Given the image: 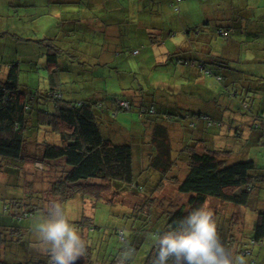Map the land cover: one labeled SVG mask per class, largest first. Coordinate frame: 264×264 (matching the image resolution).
<instances>
[{"label": "trees", "instance_id": "trees-1", "mask_svg": "<svg viewBox=\"0 0 264 264\" xmlns=\"http://www.w3.org/2000/svg\"><path fill=\"white\" fill-rule=\"evenodd\" d=\"M169 1L172 10L177 13L178 5L186 0ZM216 34L218 37L228 39L227 29L218 28ZM15 40L33 42L45 49V52L39 55V59L43 58L45 61V69L41 68V65L35 67L47 72L43 79L47 81L48 86L31 89L28 85H22L19 62L7 63L5 59L7 60L8 55L3 56L0 62V167L2 169L14 172L21 170L27 163L25 156L27 150L28 158L33 159L28 161H31L36 169L40 168V171H50L51 164L62 163L59 179L52 184L51 195L61 205L71 199H79L82 205L85 201L94 199L103 201L101 196L110 192L118 195L125 192L142 195L145 189L142 188L141 181L145 180L149 173L157 177V190V187H162L168 176L174 172L178 173L180 164L184 169L183 176L181 179L171 177L170 180L171 184L177 186L180 194L188 195L187 208L184 210L160 203L161 206L171 209H168L166 214L155 217L156 221L152 223L151 211L144 215L142 211L137 210L132 215L141 216L138 219L143 221V226L134 229L131 224L129 230L151 233L149 240L151 247L142 264H152L155 259L157 243L155 238L152 240V234L156 237L158 234L162 235L177 229L185 217L196 209L208 205L210 200L216 201L219 206H233L235 213L237 208L236 214L228 216L221 215L220 210L214 209L213 218L216 221L218 234L234 256L243 257L246 264L257 263L256 254L264 253V193L260 192L264 191V173L257 174L258 168L253 160H237L238 162L232 164L228 162L230 155L233 154V151L229 150L231 145H237L240 141L247 144L250 139L249 144L255 146L263 143L260 140L263 134L258 136L256 131L263 130L264 111L251 112L252 116L243 119L229 116L225 118L226 122L219 117L223 113L222 107H217L216 104L215 116L212 111L174 114L172 110L165 111L166 108L162 107L164 108L162 111L157 106L159 103L156 97L161 95V98H165V94L160 93L164 89L132 91L133 88H128L122 90L121 95L108 94L110 110L106 108L102 99L68 100L63 97L64 84L60 81L62 71L57 67V58L61 54L53 39L31 41L17 37ZM131 53L137 55L139 49ZM175 63L185 67L196 66L201 72L216 76L208 69L203 59L176 56ZM146 98L154 102L156 100V103L152 104L149 101L148 104ZM255 99H258L257 87L252 86L251 100L255 101ZM250 103L242 100L243 107L251 111ZM105 110H108L112 120L120 113H132L137 116L140 123L152 124L154 127L152 131L151 128L148 130L142 128L143 137L148 140L145 139V143L141 145L132 143L124 134L109 138L107 131L112 128L111 125L105 127L97 115L98 112L103 113ZM231 117L237 119V122L241 119L242 122L236 125L229 120ZM116 125L122 127L120 124ZM244 129H248L251 138L248 135L243 138ZM250 130L254 131L250 132ZM147 132L149 134H146ZM181 135L185 140L182 145H180ZM123 138L130 141L124 142ZM112 139H117L119 142ZM141 149H145L146 153L144 160L138 161L135 154ZM174 154L177 156L174 157ZM2 200L0 196V205H3L0 208V242L2 243L6 242L4 233L12 237L25 230L16 222L24 218L41 217L46 213L42 202L37 205L32 203V206L25 208H22L25 205L13 202L16 210L11 212L9 208L7 209L8 201L1 204ZM144 204L150 206L147 201ZM239 213L246 215L238 216ZM248 217L250 224L245 232V219ZM163 218H165V222L162 221L164 226L156 232L154 227ZM69 222L75 226L86 242L84 264H121L119 257L126 250V246L106 260L105 253L97 251V246L93 248V243L96 244L97 241L90 236L96 231V227L92 218L84 214V210L77 220ZM146 227L150 228L146 231ZM115 233L120 242H125L123 230H116ZM132 238L134 242L131 243V247L138 252L144 237L141 241L135 235ZM103 242L104 239L100 237L97 243ZM24 245L26 246L25 243H16V246L24 247ZM132 261L133 257L127 261V264H132ZM37 264H48V262ZM168 264H173V260L170 259Z\"/></svg>", "mask_w": 264, "mask_h": 264}, {"label": "crops", "instance_id": "crops-1", "mask_svg": "<svg viewBox=\"0 0 264 264\" xmlns=\"http://www.w3.org/2000/svg\"><path fill=\"white\" fill-rule=\"evenodd\" d=\"M178 7L179 12H174L169 0H0V62L4 55H8L7 60L4 58L7 63L19 62L21 84L29 85L25 73H36L39 68L35 65L45 69L44 59H39L45 49L15 38L53 39L61 54L57 58V67L62 72L83 71L90 66L107 69L115 62L128 64V59L116 57L123 51L132 58H139L140 62L151 64L152 68H164L171 76L165 91L160 93L171 101L170 106L164 107L168 109L165 111L172 110L174 114L209 113L210 100H204V93L212 79L223 88L230 85L234 88L238 80L248 81L249 92L256 86L259 97L263 92L260 81H264V0H186ZM218 28L227 29L228 39L218 37ZM135 49H139L137 55L131 53ZM144 51L150 52L151 57L147 60L142 58ZM176 56L203 59L216 76L207 75L196 66L177 65ZM25 64L29 68L24 72ZM93 80L101 81L102 77L94 75ZM63 84V97L76 100L74 90L66 87L67 82ZM102 85L107 90L106 85L91 81L83 89L88 93L77 101L102 99L110 110V96ZM183 86L187 88L181 89ZM247 91L228 90L226 97L237 98ZM146 100L148 104L149 101L156 103V100ZM255 101L250 98V108L257 109L252 113L264 111V98ZM108 110L102 113L106 118ZM229 116L237 118L236 114L227 116L225 110L219 115L220 118ZM121 118L136 124L138 129L126 130L114 124L107 131L109 138L124 134L132 143L143 145L148 139L143 137L142 128L152 131L153 125L140 123L135 114ZM247 135L251 133L244 129L243 138ZM127 139L123 138V141L129 142ZM184 141L182 136L180 145ZM256 257V264H264V253L259 252Z\"/></svg>", "mask_w": 264, "mask_h": 264}, {"label": "rangeland", "instance_id": "rangeland-1", "mask_svg": "<svg viewBox=\"0 0 264 264\" xmlns=\"http://www.w3.org/2000/svg\"><path fill=\"white\" fill-rule=\"evenodd\" d=\"M36 48H43L42 46H36ZM119 59H128V64L121 65L118 62H115L113 66L108 67L107 69L104 68H95L90 66L89 68L84 69L83 71H77V69L68 70L66 72H62L60 78L61 82H67V88H72L75 92L74 98L77 100L83 98L86 93L83 89H85L91 81L104 84L107 87V90L102 85V88L107 94H122V90L128 88V86L133 85L132 91L146 89L150 91H161L166 88V84H169L171 73H169L164 68H152L151 64L147 62H140L138 61L139 58H132L127 51H123L118 53L117 56ZM150 52L146 53L143 52L142 58L143 60H147L150 58ZM29 68L27 64L23 67V71L25 72ZM46 71L39 69L34 74L25 73V80L26 83L29 84L28 86L31 89H42L43 87H47V81L43 79L46 76ZM38 74V75H37ZM94 75H101V81L93 80ZM85 81V82H84ZM254 82V81H253ZM38 83V85H37ZM127 85H122L126 84ZM263 84V92L259 95L258 98H264V81H260ZM245 84V85H244ZM248 81L243 83L241 80L237 81V84H234V88L230 85L227 88H223L218 82L212 79L210 85L208 86V91L204 93V100L209 101L210 111H212L213 116L217 114L216 110L214 109V105L216 104L217 107H222V110H225L227 115L236 114L237 117L241 119L245 117L252 116L251 112H254L256 107L250 110H246L243 107L242 100L246 102H250L251 93H241L237 96V98H227L226 94L229 91H233L237 89V93L240 90H248L249 85ZM171 86V85H169ZM245 87V88H242ZM187 87L183 86L181 89L185 90ZM206 91V89H205ZM258 93V91H257ZM154 94V93H153ZM170 93H168L169 95ZM246 96L248 98H246ZM160 107L170 106L169 103L171 101L167 98H164L160 95L156 97ZM192 98V100H194ZM257 101V100H256ZM200 103V102H199ZM199 103L195 104L198 105ZM227 108L230 110L228 111ZM198 110H201L199 107ZM97 115L102 118L104 126L107 127L108 125L114 124H121L122 128L124 129H133L137 130L138 127L136 124H132L129 120H122V116H131L132 113H120L118 119H113L108 115V117H104L101 112H98ZM239 119V118H238ZM239 119L238 121H241ZM224 122L225 118H223ZM237 125V119H231ZM129 127V128H128ZM187 132L186 129H183ZM254 130H250L253 132ZM258 136L262 135L260 140L263 142L262 144H258L257 146L253 144L244 143L240 141L237 145H231V151L233 154L230 155V160L228 164H232L238 162L237 160H253L256 163L258 168L257 174L264 173V127L263 130L256 131ZM251 138V135H248ZM115 142H119L117 139H112ZM230 146V144H228ZM243 151V152H241ZM36 152V151H35ZM146 153L145 149L137 150L136 156L137 160L142 161L144 160V155ZM31 155V152L29 151ZM26 156V164L21 170L18 171H11L8 169H2L0 167V196L3 199L1 201H8V207L10 211H15L13 202L23 204L22 208L40 204L42 202L43 210L46 211L47 205L50 201H57L54 196L51 195V187L56 180H58L61 172L62 163H55L51 164V170H43L40 171V168L36 169L33 166L31 161L33 159L30 157L28 158V150L25 154ZM174 157L177 155L174 154ZM229 158V157H228ZM242 158V159H239ZM40 160L39 158H36ZM35 159V160H36ZM34 160V161H35ZM139 167V166H138ZM178 173L174 172L171 176H168L164 182L162 183V187H157L156 190V176L149 173L145 180L142 182V188L145 189L144 194L142 195H134L131 193L125 192L124 194H115V193H106L102 197V200H89L85 201L82 205L80 204V200L78 199H71L62 204L64 209L65 215L68 220H77L79 216H81V212L84 210V214L92 218L93 224L96 227V231L91 234L90 237H93L95 241L98 242V239L101 237L104 239V242L94 244L93 248H96L97 251L101 253H105L104 257L107 260L110 259L112 255L116 254L120 248H124L125 246H131L133 244V236L139 238L140 241L142 238L144 239L140 244V250L135 252L133 255L132 264H142L143 258L147 255V251H149L151 247V243L149 242L151 238V233L149 232H139L129 230L131 224H133V228L137 229L143 226V221L138 219V217H133V213L135 211H142L144 215L151 211L152 215V222H155V217L161 216L162 214H166L169 207H163L160 203H164V205L170 204L174 208H183L184 210L187 208V201L188 195L180 194L177 191V186L171 184V177H177L181 179L183 176V168L179 164ZM46 169V167H45ZM49 169V168H48ZM155 188V190H154ZM147 189V190H146ZM264 193L263 190L260 191ZM147 197V198H145ZM149 203L150 206H145L144 202ZM28 205V206H27ZM208 209L212 212L214 209L220 210L221 215L228 216L233 215L234 210L233 206L226 205V206H219V204L214 201L210 200L208 205H206ZM3 205H0L2 208ZM83 208V210H82ZM173 208V209H174ZM237 213V208H236ZM235 213V214H236ZM245 216L244 213H239L238 216ZM224 217V216H223ZM40 216L31 217V218H24L18 223V225L25 230L22 233L15 234V236L10 237L7 233H4L3 237H5L6 242H0V262L3 264H37L42 262H48L49 264V257L46 253L42 252L38 247V241L36 239V234L34 232V226ZM165 222V218L161 219V221L154 227V230L159 231L162 226H164L163 222ZM75 222V221H71ZM250 224L249 217L245 219V232L248 229V225ZM153 226V224H152ZM150 227H146L145 230L147 231ZM116 230H123L125 236V242H120L116 237ZM152 240H154L155 235H153ZM17 244H26L24 247L16 246ZM120 260V257H119ZM10 263H8V262Z\"/></svg>", "mask_w": 264, "mask_h": 264}, {"label": "clouds", "instance_id": "clouds-1", "mask_svg": "<svg viewBox=\"0 0 264 264\" xmlns=\"http://www.w3.org/2000/svg\"><path fill=\"white\" fill-rule=\"evenodd\" d=\"M37 247L49 257V264H74L85 255L86 242L65 215L62 205L53 200L34 226ZM157 250L152 264H246L222 242L213 212L207 206L185 217L177 229L155 237ZM135 248L126 246L121 264H127Z\"/></svg>", "mask_w": 264, "mask_h": 264}, {"label": "water", "instance_id": "water-1", "mask_svg": "<svg viewBox=\"0 0 264 264\" xmlns=\"http://www.w3.org/2000/svg\"><path fill=\"white\" fill-rule=\"evenodd\" d=\"M84 261H85L84 257H80L74 262V264H84Z\"/></svg>", "mask_w": 264, "mask_h": 264}, {"label": "built area", "instance_id": "built-area-1", "mask_svg": "<svg viewBox=\"0 0 264 264\" xmlns=\"http://www.w3.org/2000/svg\"><path fill=\"white\" fill-rule=\"evenodd\" d=\"M176 1H178V0H176Z\"/></svg>", "mask_w": 264, "mask_h": 264}]
</instances>
